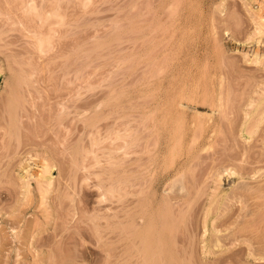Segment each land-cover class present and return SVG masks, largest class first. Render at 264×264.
Masks as SVG:
<instances>
[{"label": "rangeland", "instance_id": "1", "mask_svg": "<svg viewBox=\"0 0 264 264\" xmlns=\"http://www.w3.org/2000/svg\"><path fill=\"white\" fill-rule=\"evenodd\" d=\"M262 255L264 0H0V264Z\"/></svg>", "mask_w": 264, "mask_h": 264}, {"label": "bare ground", "instance_id": "2", "mask_svg": "<svg viewBox=\"0 0 264 264\" xmlns=\"http://www.w3.org/2000/svg\"><path fill=\"white\" fill-rule=\"evenodd\" d=\"M48 174V173H47ZM149 238V237H148ZM147 242V241H146ZM150 242V241H149ZM217 242H219V241H217ZM149 243H147V245H148ZM151 247V246H150ZM147 248H148V246H147ZM152 248V247H151ZM165 249V248H164ZM151 250V249H150ZM169 251V250H168ZM147 252V251H146ZM151 252H152V250H151ZM166 252V251H165ZM164 253V252H163ZM153 255V254H152ZM168 255H169V253H168ZM262 256H264V255H262ZM148 257V256H147ZM151 257V256H150ZM151 260H152V258H151ZM166 260V259H165ZM170 260V259H169ZM150 261V260H149Z\"/></svg>", "mask_w": 264, "mask_h": 264}]
</instances>
